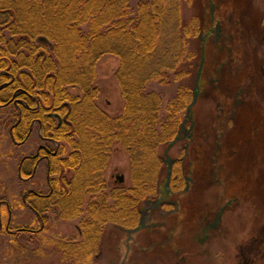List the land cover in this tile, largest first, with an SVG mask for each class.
<instances>
[{
  "label": "trees",
  "instance_id": "trees-1",
  "mask_svg": "<svg viewBox=\"0 0 264 264\" xmlns=\"http://www.w3.org/2000/svg\"><path fill=\"white\" fill-rule=\"evenodd\" d=\"M180 8L181 0H140L134 7L129 0H0V106L16 110L10 135L22 143L36 125L41 142L57 148L49 155L48 192L30 191L24 200L37 197L28 203L37 216L54 199L64 219L85 214L73 253L98 254L106 224L123 231L136 226L142 203L162 189L157 149L175 136L176 115L189 99L178 92L161 121V94L148 85L176 80L182 73L176 67L195 56L186 46L201 26L183 28ZM104 54L120 61L115 76L124 105L114 117L96 102V64ZM70 86L81 96H71ZM115 141L129 154L132 185L106 193L103 168ZM62 142L71 150L65 157ZM61 166L73 171L70 180L53 177Z\"/></svg>",
  "mask_w": 264,
  "mask_h": 264
},
{
  "label": "rangeland",
  "instance_id": "rangeland-1",
  "mask_svg": "<svg viewBox=\"0 0 264 264\" xmlns=\"http://www.w3.org/2000/svg\"><path fill=\"white\" fill-rule=\"evenodd\" d=\"M138 1L140 0H129L132 7ZM212 1L215 2V0ZM247 1L244 5L234 6L235 8L232 5H229L230 8L226 7L228 5L225 2L215 6L214 16L216 18L220 16L223 20L224 31L228 28L226 18L230 11L234 13L232 19H241L245 22L244 25L250 24L255 31L263 30L261 41H256L255 46L252 47L249 43H244V37L239 36V39H233L232 42L238 45V48L232 50L233 53L230 54L226 48V45H230L229 41L227 44L221 42L219 44L221 47L218 49V43L201 39L203 31L209 27L208 21L211 18L209 0L207 2L206 0L204 2L181 0L182 27L190 25L193 31L196 25L201 26L195 30V34L189 40V46H186L187 50L194 51L195 56L176 67L177 72L182 71L176 80H172L169 84L152 82L148 85L149 89L161 94L162 109L159 117L163 121L168 113L167 103L171 102L178 92L185 91L187 93L185 96L187 100L189 99L188 103L191 101L203 44L204 61L199 78V88L202 92L198 94L196 102L191 107V116L194 121L193 140L188 145L186 157L194 164L192 176L196 181L182 193V196L177 193L172 198L180 201L181 208L187 212H185L186 220L184 219L181 224L176 223L178 215L164 219L157 211L153 213L151 220L158 223L156 226L160 233H155L157 228L153 232L146 227L133 233L127 241L126 230H117L111 224H106L98 254L91 253L87 258L83 254L71 252L69 247L82 240L79 227L85 214L81 213L76 218L64 219L59 216L60 210L54 199L47 201L46 209L37 216L28 204L32 203L31 201L37 202V197H31L27 200L28 203L25 202L23 195H28V192L35 191L43 195L49 190L45 161H40L33 177L26 180L23 178L28 175L18 170L20 161L27 154L34 153L37 145L41 143L39 128L36 125L33 126L25 144L16 143L10 135L16 110L12 105L0 106V264H121L122 261L123 264H264V38L262 39L264 0ZM204 19H206L205 22ZM183 35L181 28V36ZM22 52L28 53L27 50ZM248 54L256 58V62L261 65L258 69L261 74V165L252 166L249 159V163L239 175L246 180L254 179L255 182L248 185L251 188L256 186L257 191L240 190L237 201L222 213L218 227L208 232L207 239L199 241L200 231L196 230V226L190 221L197 219L199 214L211 217L225 201L224 194L227 192L220 183L211 184L208 180L210 176L214 178L216 173L210 159L218 141V138L216 139L217 104L220 99V91L214 88V85L210 86L208 80L210 77H217L216 67L222 62L227 65L232 64L234 68V63L240 64L243 55ZM10 57L15 59V56ZM119 65L118 57L112 54L102 55L97 61L94 78L98 92L96 102L112 117L119 114L124 105L121 88L115 76ZM239 76L240 74L237 75ZM231 77H235V74L226 75V78ZM68 92L71 96H81L78 86L68 87ZM185 111L186 107L177 113L179 123L183 121ZM224 120L223 118V122ZM227 129V124L223 123L221 133L219 132L221 137L219 143L224 141ZM185 143L184 138L176 142L170 148L169 156L172 158L181 156L185 151ZM61 144L64 147L62 156L65 157L71 151L70 146L66 142ZM49 147L54 149L52 144H49ZM165 147V144L158 146L159 156L163 157ZM28 162H25L26 166ZM162 166L161 178L164 180L163 161ZM187 166L186 164L185 167L188 168ZM60 169V172L53 177L70 180L73 171L63 166ZM223 173L225 174L226 171L223 170ZM120 174L123 175L122 182L115 178ZM102 176L106 193L115 187L127 189L132 185L129 154L118 141L111 145ZM240 184L244 185L241 180ZM107 201L109 204L114 202L111 197H108ZM163 220L165 222L159 226L160 221L163 222ZM173 225H175V232L168 237V230Z\"/></svg>",
  "mask_w": 264,
  "mask_h": 264
},
{
  "label": "flooded vegetation",
  "instance_id": "flooded-vegetation-1",
  "mask_svg": "<svg viewBox=\"0 0 264 264\" xmlns=\"http://www.w3.org/2000/svg\"><path fill=\"white\" fill-rule=\"evenodd\" d=\"M221 1L223 2V0ZM240 5H244V2H241ZM215 6V2L213 1V15L211 16L209 12V16L211 17L208 21L209 27L206 29L204 28L205 31H203L204 33L201 35L204 40L209 39L210 41L218 43V49L221 47V45H219L221 42L227 44L229 41L230 45H226V48L230 54L233 53L232 50L238 48V45L236 46L232 40L239 39V36L242 38L244 37V43H249L251 47L255 46L256 41H261V34L263 33V30L255 31L250 24L244 25L245 22H242L241 19H232V15H234L232 11H230L228 18H226L228 24V28L226 29L227 32L226 30L224 31L222 29L223 20H221L220 16L217 18L214 16ZM235 6H239V2L235 4ZM263 38L264 36L262 39ZM235 57L233 56V58ZM244 60H246V62H244ZM234 64L235 66L233 68L231 66L232 64L227 65L222 62L216 67L217 77H210L208 80V84L210 86L214 85V88L220 91V99L217 104L218 125L216 128V131H218L216 139L218 138V141L216 142L215 148L212 152V157L210 159L212 164L215 166L214 170L216 173L214 174V178L213 176H210L211 178L209 177L208 180L211 182V184L213 182L220 183L223 189L227 192L224 194L225 201L217 208L216 212L211 217L201 216L199 214L197 219H195L193 222L190 221V223H193L196 226L195 229L200 231L199 241L207 239L208 232L218 227L222 213L225 211V209L232 206L237 201L239 198L238 193L241 192L240 190L252 189L253 191L254 189L257 191L256 186L251 188L248 185V183L255 182V180H246L244 177L241 178L239 173L241 170L245 169L246 165L249 163V159L251 160L250 163L252 166L261 165V74L258 72V69L261 68V65L260 63L256 62V58L251 57L249 54L247 56L243 55L240 64H237L236 62ZM232 69H234V72ZM228 73L235 74V77L226 78ZM239 74L240 76L237 77ZM201 92L202 89L199 88V94ZM223 118L225 119L224 122ZM182 123L183 121L179 123L175 136L179 135V140L182 138L186 140L184 146L185 151L177 158L171 157V177L166 186L164 184L167 165L165 163V155L163 152V157H161V160L165 164V175L162 189L159 190V195L153 199L145 201L142 205L143 207L139 209L137 225L142 220L145 225L142 229L148 227L147 229H150L154 232V230L156 231L157 228L155 233L161 232L156 226L158 223L152 222L151 220L155 211H157L158 214L164 219L173 215H178L176 221L177 224H181L184 219L186 220L185 217L187 212L181 208V202L177 201L176 199H172L174 194L177 193L179 196H182V193L187 191L192 185L195 184L196 181L192 176L194 164L186 158L188 145L193 140L194 121L192 116L191 120L187 119L183 126ZM187 123L188 125H186ZM223 123L227 124L228 129L227 134L224 137V141L219 143V139H221L219 134L221 133L220 130H222ZM183 135L184 137H182ZM26 141L18 144H25ZM41 149H43L45 153H41ZM52 149L53 148H50L48 144L41 142L37 145L34 153L27 154L20 161L18 170L28 175L23 179L26 180L29 177H33L39 162L42 160L46 162L47 170L49 165V155H55L57 152V148H54L53 150ZM26 161H29L28 166L25 165ZM186 164L188 165V168L185 167ZM223 170L226 171L225 174L223 173ZM118 176L119 175H116L115 178L119 182H122L123 179L121 180ZM174 180L177 181L175 182ZM240 180L244 185H239ZM182 184L183 186L181 187ZM221 208L222 210H220ZM219 212L220 214L218 216ZM145 215H147V217ZM164 222V220L163 222L160 221L159 226H161ZM174 232L175 225H173V227L171 226V229L168 230L167 236H171ZM176 251L179 252V250Z\"/></svg>",
  "mask_w": 264,
  "mask_h": 264
},
{
  "label": "water",
  "instance_id": "water-1",
  "mask_svg": "<svg viewBox=\"0 0 264 264\" xmlns=\"http://www.w3.org/2000/svg\"><path fill=\"white\" fill-rule=\"evenodd\" d=\"M209 12H210V14L212 16L213 15V1L212 0H209ZM201 39H202V41L204 40L203 37ZM203 50H204V48H203V44H202L200 62L198 64V68H197L196 76H195V80H194V87H193V90H192V98H191V101L186 106L185 119L183 120L182 126L187 121V119L191 120V107L196 102V99H197L198 94H199V78H200L201 69H202V65H203V61H204ZM184 135L182 137H184ZM178 140H179V135H176L171 141L168 142V144H167V146H166V148L164 150L165 163L167 165V167H166L167 172H166L165 184H164L165 186L168 184V182L170 180V177H171L172 158L168 155V150ZM118 177H120L121 180L123 179L122 175H119ZM220 210H222V208ZM219 214H220V212L218 213V216H219ZM144 226L145 225H144L143 221L141 220L137 226L127 229L126 230V232H127V241L131 238L133 233L141 230ZM121 264H123V261L121 262Z\"/></svg>",
  "mask_w": 264,
  "mask_h": 264
}]
</instances>
